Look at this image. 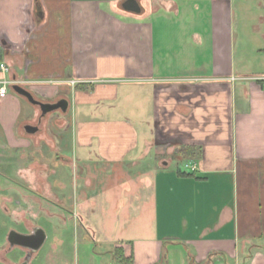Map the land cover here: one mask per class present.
Returning a JSON list of instances; mask_svg holds the SVG:
<instances>
[{
    "label": "crops",
    "instance_id": "1",
    "mask_svg": "<svg viewBox=\"0 0 264 264\" xmlns=\"http://www.w3.org/2000/svg\"><path fill=\"white\" fill-rule=\"evenodd\" d=\"M120 1L0 0V134L29 148L18 125L41 133L14 85L65 100L63 154L142 169L155 226L117 245L131 264H264V0Z\"/></svg>",
    "mask_w": 264,
    "mask_h": 264
},
{
    "label": "rangeland",
    "instance_id": "2",
    "mask_svg": "<svg viewBox=\"0 0 264 264\" xmlns=\"http://www.w3.org/2000/svg\"><path fill=\"white\" fill-rule=\"evenodd\" d=\"M116 9L123 11L122 0ZM32 107L36 117L30 123L41 127V133L28 135L23 124L16 132L29 139V148H14L0 134V264L25 262L31 251L12 246L9 235L28 234L37 227L48 239L32 253L30 264H124L113 256L117 245L135 240L143 227L146 237L152 239L154 233L152 204H138L142 169L136 164L76 163L55 146L57 135L51 128L58 125L61 111L43 116L39 107ZM54 114H60L58 120ZM46 136L53 141L48 147ZM59 155L64 163L57 160Z\"/></svg>",
    "mask_w": 264,
    "mask_h": 264
},
{
    "label": "water",
    "instance_id": "3",
    "mask_svg": "<svg viewBox=\"0 0 264 264\" xmlns=\"http://www.w3.org/2000/svg\"><path fill=\"white\" fill-rule=\"evenodd\" d=\"M123 8L129 12H134V13L141 12V6L137 0H128V2L123 4ZM13 88L16 93L27 98L30 103L40 107L44 115L59 109L66 111L68 108V102L65 100L60 101L59 103L56 104L43 103L36 100L29 91L25 90L21 86L14 85ZM27 130L31 133H35L37 132L38 128L33 126H28ZM9 240L12 246L19 245L22 247H29L32 249V253H34L40 250V248L44 245L46 240V235L42 229H36L34 233L31 235L20 234L13 231L9 235ZM31 257L32 255H29L23 264H30L29 261Z\"/></svg>",
    "mask_w": 264,
    "mask_h": 264
},
{
    "label": "built area",
    "instance_id": "4",
    "mask_svg": "<svg viewBox=\"0 0 264 264\" xmlns=\"http://www.w3.org/2000/svg\"><path fill=\"white\" fill-rule=\"evenodd\" d=\"M0 72L3 74H8L10 68L5 63H0ZM12 82L7 79H0V99H5L9 95V87Z\"/></svg>",
    "mask_w": 264,
    "mask_h": 264
},
{
    "label": "trees",
    "instance_id": "5",
    "mask_svg": "<svg viewBox=\"0 0 264 264\" xmlns=\"http://www.w3.org/2000/svg\"><path fill=\"white\" fill-rule=\"evenodd\" d=\"M189 150H191V148L185 147V148L181 149L180 151H178V154L187 155L189 153ZM113 254H114L113 256L118 258L124 264H131L132 263L131 258L130 257H126L124 249H123L122 246H117L115 248Z\"/></svg>",
    "mask_w": 264,
    "mask_h": 264
},
{
    "label": "flooded vegetation",
    "instance_id": "6",
    "mask_svg": "<svg viewBox=\"0 0 264 264\" xmlns=\"http://www.w3.org/2000/svg\"><path fill=\"white\" fill-rule=\"evenodd\" d=\"M138 1H139V0H138ZM126 2H128V0H124V1H123V4H124V3H126ZM123 4H122V5H123ZM28 234H30V235H31V234H32V232H31V233H28ZM32 244H33V242H32ZM30 245H31V244H30ZM25 248L31 251L29 254H27V257H28L29 255H32V249H31V248H29V247H25ZM26 259H27V258H26ZM23 263H24V262H23ZM23 263H22V264H23Z\"/></svg>",
    "mask_w": 264,
    "mask_h": 264
}]
</instances>
